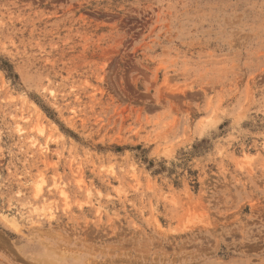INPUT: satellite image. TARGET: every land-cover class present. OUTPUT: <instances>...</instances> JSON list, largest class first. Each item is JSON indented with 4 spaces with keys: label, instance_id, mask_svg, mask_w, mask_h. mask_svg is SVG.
Listing matches in <instances>:
<instances>
[{
    "label": "rangeland",
    "instance_id": "374dc122",
    "mask_svg": "<svg viewBox=\"0 0 264 264\" xmlns=\"http://www.w3.org/2000/svg\"><path fill=\"white\" fill-rule=\"evenodd\" d=\"M0 264H264V0H0Z\"/></svg>",
    "mask_w": 264,
    "mask_h": 264
}]
</instances>
